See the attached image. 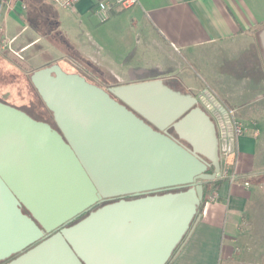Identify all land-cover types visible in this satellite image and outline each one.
I'll use <instances>...</instances> for the list:
<instances>
[{
	"label": "water",
	"instance_id": "1",
	"mask_svg": "<svg viewBox=\"0 0 264 264\" xmlns=\"http://www.w3.org/2000/svg\"><path fill=\"white\" fill-rule=\"evenodd\" d=\"M30 80L59 131L0 101V262L168 264L220 174L211 116L159 79L105 90L53 63Z\"/></svg>",
	"mask_w": 264,
	"mask_h": 264
},
{
	"label": "crops",
	"instance_id": "2",
	"mask_svg": "<svg viewBox=\"0 0 264 264\" xmlns=\"http://www.w3.org/2000/svg\"><path fill=\"white\" fill-rule=\"evenodd\" d=\"M28 1L27 9L22 4L26 27L35 30L28 10L40 6L47 17V32L36 37L29 34L27 38L32 40L24 42L21 34L0 26L4 47L15 42V48L24 51L45 37L56 49L68 43L80 49L67 38V44L57 43L61 23L55 4ZM88 1L80 0L73 10L65 11L92 14L97 0ZM138 1L110 17L127 16L129 30L121 43L126 52L122 66H129L120 74H111L117 82L108 86L120 84V77L130 71H135L134 79L159 72L179 80L182 64L194 63L204 73V86H198L192 95L215 122L221 155L222 175L203 183L199 219L168 264H264V52L259 41L264 29V0ZM6 8L9 11L12 3ZM18 39L22 41L18 43ZM80 51L84 54L85 50L82 47ZM136 59L144 60L150 68H131L130 62ZM94 64H98L94 79L105 87L100 81L113 69L93 60L91 66ZM229 112L244 126L240 136H232L226 119ZM225 152L231 153L227 159L233 161L226 174Z\"/></svg>",
	"mask_w": 264,
	"mask_h": 264
},
{
	"label": "rangeland",
	"instance_id": "3",
	"mask_svg": "<svg viewBox=\"0 0 264 264\" xmlns=\"http://www.w3.org/2000/svg\"><path fill=\"white\" fill-rule=\"evenodd\" d=\"M12 1L13 0L10 1V3H12V8L8 11L6 8L7 6H4L0 14V26L2 28L8 29L12 34L18 32V34H21L22 36L20 39H25L24 42H30L32 40V38H27L29 34L32 35V37H36L38 34H44L47 32L48 24L45 21L47 17L42 15L43 13L41 12L42 9L40 6L28 10L30 24L36 30L33 31L26 27V22L24 20L26 18V11L22 9L23 3L27 9L29 1ZM92 1L94 0L88 1V4L92 3ZM53 7L57 13L58 20L61 23L60 31L57 33L59 34V37L56 40L57 43L62 44L63 42H66L67 44V38L70 39L71 43H77L80 49L76 50V47L73 48L69 43L66 47L61 46L59 48L57 46L59 49H56L54 47L56 45H51L46 39H44L45 37H39L36 44L24 51H18L14 46L16 45L15 42H9L7 44L8 46L5 47L4 44H1L0 42V59L1 57L4 58L5 62L9 63V65H13L17 72V76H11V80H9L8 78L10 77L4 75L7 74L8 70L0 63V101L8 105L18 103L24 104V107L19 110H22L38 121H42V114H40L41 110H39L38 107V104L41 106V102L37 101L36 96L32 92V88H30L26 82V79L29 80L32 72L36 69L57 63L65 71L78 72L89 82L98 85V82L94 79L93 75L98 64H94V67L91 66L93 60L96 62L98 61L103 67L105 66L114 70L109 71L110 73H106L108 77L101 79L102 81H100L105 85L104 89L108 90L110 87H108L109 83L117 82V79L110 75L116 73L120 74L121 71H125L127 66H129L127 65L125 68L122 66L126 58V52L122 48L121 39L129 30L127 16H125L126 14H122V16H120L121 13L116 14L109 21L100 23L92 14H73L71 11L62 10L57 6ZM1 38L2 37L0 36V41ZM20 39H18L17 42L22 41ZM11 45L13 46L10 47ZM82 47L85 50L84 54L80 51L82 50ZM130 63L131 68H134L135 70H137L139 66H149L144 60L140 59L132 60ZM182 65L185 69H182L179 76H182V79L185 76L186 78L183 80L176 79V81H173L171 79L175 78L163 77L165 75H160L161 73L159 72H157L156 76L152 77H155L153 79L161 80L164 85L174 91L181 94L192 95V93L198 89V86L202 85L201 77L204 76V73L203 71H198V68L194 63H190V65L189 63H183ZM134 74L135 71H130V73L126 72L124 76L120 77L119 85L126 84L125 82L132 83V80L135 78ZM34 97L36 100H34ZM30 101L33 102L30 103ZM199 106L203 108L201 105ZM203 110L205 109L203 108ZM235 119L237 118L235 117ZM22 208L25 207L22 206L21 209ZM28 216L31 217L30 213Z\"/></svg>",
	"mask_w": 264,
	"mask_h": 264
},
{
	"label": "built area",
	"instance_id": "4",
	"mask_svg": "<svg viewBox=\"0 0 264 264\" xmlns=\"http://www.w3.org/2000/svg\"><path fill=\"white\" fill-rule=\"evenodd\" d=\"M11 0H0V7L7 6L10 4ZM46 2L55 4L63 10H73L76 4L80 0H44ZM139 3L138 0H97L93 9L92 14L100 22L104 23L110 19V17L117 10H125ZM23 8H26L23 3ZM229 123L231 133L233 137L240 136L244 132L243 124L235 119L229 112V116L226 118ZM231 153L225 152V174L228 172L229 166L233 164V161H229L227 158ZM220 165H221V155H220ZM221 171L219 177L221 176Z\"/></svg>",
	"mask_w": 264,
	"mask_h": 264
},
{
	"label": "trees",
	"instance_id": "5",
	"mask_svg": "<svg viewBox=\"0 0 264 264\" xmlns=\"http://www.w3.org/2000/svg\"><path fill=\"white\" fill-rule=\"evenodd\" d=\"M0 63L3 65V66H5L6 67V69L8 70V72H7V74H4L6 77H10V78H8L9 80H11V76H13V77H16L17 76V72L15 71V68L13 67V65H9V63H7V62H5V59L4 58H2L1 57V59H0ZM60 66V65H59ZM61 67V66H60ZM61 69L64 71V72H66V73H76V72H68V71H65L62 67H61ZM78 73V72H77ZM79 74V73H78ZM152 76H155V74H153V73H149L148 75H144L143 77L144 78H148V77H150V79H153V78H155V77H152ZM150 79H145L144 81H146V80H150ZM87 80V79H86ZM88 81V80H87ZM26 82H27V84H28V86H30V88H32V92L34 93V95L36 96V99H37V101H40L41 102V106H39V104H38V107H39V110H41L40 111V114H42V117H41V119H42V121H44V122H53V117H52V113H51V111L46 107V105H45V103L43 102V100L41 99V97H40V95L38 94V92H37V90H36V88L33 86V84H32V82H31V80H30V77H29V80H27L26 79ZM116 85H119V84H116ZM116 85H111V86H116ZM35 99V97H34V100H36ZM31 102H33V101H30V103ZM10 105H12L13 107H15V108H17V109H22V107H24V104H10ZM53 127V126H52ZM171 130L173 131L172 132V134L173 135H176V133L174 132V130L171 128ZM182 143H185V145H187L188 147H189V145L185 142V141H183ZM213 171V167H209L208 168V170H207V173H211ZM180 190H182V189H180ZM174 191H178V189L177 190H173L172 192H174ZM162 193H164V192H160V193H158V194H162ZM132 198V197H131ZM131 198H129V199H131ZM134 198V197H133ZM114 200H109V201H104V202H101V203H99L98 205H95L93 208H92V210H94V209H96V208H98V207H100V206H102V205H104V204H106V203H109V202H113ZM23 209V212L26 214H28L29 215V213H28V211L25 209V208H22ZM27 211V212H26ZM87 215V213H85V214H83L82 216H80L78 219H76L75 221H73V223L74 222H76V221H78V220H80L81 218H83L84 216H86ZM3 263V262H2ZM2 263H0V264H2Z\"/></svg>",
	"mask_w": 264,
	"mask_h": 264
},
{
	"label": "flooded vegetation",
	"instance_id": "6",
	"mask_svg": "<svg viewBox=\"0 0 264 264\" xmlns=\"http://www.w3.org/2000/svg\"><path fill=\"white\" fill-rule=\"evenodd\" d=\"M145 79H150V78H144V77H142V78H138V79H134V80H132V82H140V81H144ZM166 79H168V78H166ZM171 80H173V81H176V79H171ZM170 80V81H171ZM109 87V86H108ZM104 88V87H103ZM53 117V116H52ZM53 119V118H52ZM48 124H50L51 126H53V128H55V129H57L58 130V128H57V126H56V124H55V122H54V119H53V122H47ZM59 131V130H58ZM168 132L172 135V136H174L175 138H178L177 137V135H173L172 134V130H171V128H169L168 129ZM180 141L182 142L183 140H181L180 139ZM121 198H125V199H129V197L128 196H122ZM117 199H119V198H117ZM115 200V199H114ZM3 261H1L0 263H2Z\"/></svg>",
	"mask_w": 264,
	"mask_h": 264
}]
</instances>
